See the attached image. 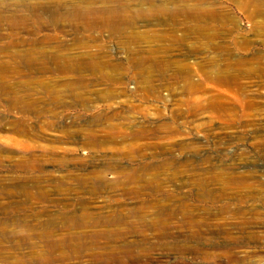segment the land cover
<instances>
[{"label":"rangeland","instance_id":"obj_1","mask_svg":"<svg viewBox=\"0 0 264 264\" xmlns=\"http://www.w3.org/2000/svg\"><path fill=\"white\" fill-rule=\"evenodd\" d=\"M82 1L0 0V264H264V0Z\"/></svg>","mask_w":264,"mask_h":264},{"label":"bare ground","instance_id":"obj_2","mask_svg":"<svg viewBox=\"0 0 264 264\" xmlns=\"http://www.w3.org/2000/svg\"><path fill=\"white\" fill-rule=\"evenodd\" d=\"M76 1V0H75ZM81 1V0H80ZM85 1V0H83ZM82 1V2H83ZM87 1V0H86ZM92 1V0H91ZM153 2V0H151ZM150 1V2H151ZM200 1V0H198ZM146 2V1H145ZM201 2V1H200ZM78 4H76L75 7H80L81 5H83L81 2H77ZM151 4V3H150ZM93 11V10H92ZM91 10L89 9H86V10H77V11H73L75 15H72V16H79V17H82V18H94L96 17V15L94 14V11L92 12ZM102 15H99V16H102V21L106 24V25H114L112 23V21L114 22L116 20V18H118V11H115V9H111V10H105V12L101 13ZM26 22V21H25ZM99 22V21H98ZM105 25V26H106ZM4 235V234H3ZM249 235V234H248ZM4 237V236H3ZM256 237V236H255ZM5 238V237H4ZM248 239V238H247ZM3 241V240H2ZM130 247V246H128ZM131 250V249H130ZM118 251V250H117ZM116 253V252H114ZM224 253V252H223ZM227 253V252H226ZM230 253V252H229ZM121 256V255H120Z\"/></svg>","mask_w":264,"mask_h":264}]
</instances>
